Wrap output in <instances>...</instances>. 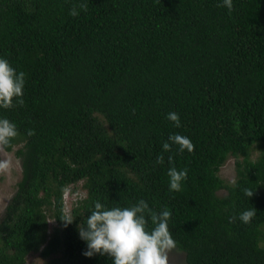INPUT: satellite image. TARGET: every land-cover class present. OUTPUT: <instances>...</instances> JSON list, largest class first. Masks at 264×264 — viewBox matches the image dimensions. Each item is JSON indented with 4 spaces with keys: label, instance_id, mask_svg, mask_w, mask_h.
Listing matches in <instances>:
<instances>
[{
    "label": "trees",
    "instance_id": "trees-1",
    "mask_svg": "<svg viewBox=\"0 0 264 264\" xmlns=\"http://www.w3.org/2000/svg\"><path fill=\"white\" fill-rule=\"evenodd\" d=\"M232 2L0 0V56L26 74L23 104L0 108L17 127L2 147L23 168L0 220V264L32 252L46 264H112L83 254L79 226L97 200L140 199L171 211L186 264H264V0ZM173 133L194 150L165 151ZM230 156L228 185L219 172ZM170 167L187 170L179 191ZM80 182L86 196L67 212L65 193Z\"/></svg>",
    "mask_w": 264,
    "mask_h": 264
},
{
    "label": "clouds",
    "instance_id": "clouds-1",
    "mask_svg": "<svg viewBox=\"0 0 264 264\" xmlns=\"http://www.w3.org/2000/svg\"><path fill=\"white\" fill-rule=\"evenodd\" d=\"M222 3L229 11L233 7L232 0H222ZM80 7L86 9L87 5L81 4ZM78 14L76 8L70 10V15ZM25 75L23 71L18 72L7 58L0 56V108L13 106L14 98L16 102L23 104ZM167 118L173 121L175 126H180L179 113L171 111L167 113ZM29 134H32L31 130ZM16 135V124L6 117H0V145H8ZM172 144L178 145L181 152L194 150L191 139L179 133L170 134L163 142L162 148L168 151ZM158 160L163 163L162 156L158 157ZM9 164L7 159L0 160V169H7ZM168 176L169 189L179 191L181 181L187 177V170L170 167ZM245 194L251 197L253 191L245 190ZM256 212L255 207L245 209L239 213V219L248 223ZM170 217L171 211L168 208L157 213L144 199L128 207H108L97 200L84 226H79L80 238L86 242L83 254H107L112 258V264H169L168 250L174 248L176 243L169 227ZM62 219L66 224L73 220ZM148 219H151L154 227H148Z\"/></svg>",
    "mask_w": 264,
    "mask_h": 264
},
{
    "label": "rangeland",
    "instance_id": "rangeland-1",
    "mask_svg": "<svg viewBox=\"0 0 264 264\" xmlns=\"http://www.w3.org/2000/svg\"><path fill=\"white\" fill-rule=\"evenodd\" d=\"M258 150L253 152V157H256ZM9 160L10 164L7 169H0V220L2 219L7 204L16 191L17 183L22 178L23 168L22 160L18 157L15 151H6L0 145V160ZM237 160L238 157L230 156L219 172L220 176L228 185L233 184L237 179ZM227 189L219 190V194H226ZM86 196V191L82 188V182L75 187L69 188L65 193V202L67 212L71 211L73 204ZM51 228L55 226L53 220H50ZM169 264H186V252L180 249L176 244L175 247L168 250ZM48 257H44L40 252H32L27 257L26 264H46Z\"/></svg>",
    "mask_w": 264,
    "mask_h": 264
}]
</instances>
